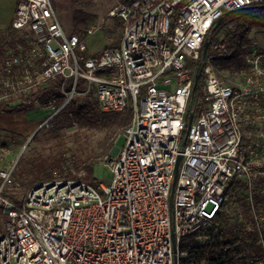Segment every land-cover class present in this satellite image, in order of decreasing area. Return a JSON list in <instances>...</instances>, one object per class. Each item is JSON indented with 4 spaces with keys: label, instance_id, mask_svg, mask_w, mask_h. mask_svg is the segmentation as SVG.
Returning <instances> with one entry per match:
<instances>
[{
    "label": "built area",
    "instance_id": "1",
    "mask_svg": "<svg viewBox=\"0 0 264 264\" xmlns=\"http://www.w3.org/2000/svg\"><path fill=\"white\" fill-rule=\"evenodd\" d=\"M262 1L116 0L107 16L121 23L118 47L91 52L86 38L102 23L79 36L64 29L51 0H16L11 28L24 33V43L4 49L0 100L40 105L30 94L61 79L63 96L50 94L43 105L46 124L82 79L101 111H130L131 119L113 137L123 145L103 158L111 166L108 184L55 172L28 188L20 204L3 194L17 186L16 161L0 147V211L7 217L0 264H180L183 238L214 224L233 187L264 229V208H255L264 196V50L256 40L246 44V66L232 84L215 72L213 55L201 56L218 19ZM169 71L179 77L172 93L158 88ZM197 73L207 103L200 111L193 103Z\"/></svg>",
    "mask_w": 264,
    "mask_h": 264
},
{
    "label": "trees",
    "instance_id": "2",
    "mask_svg": "<svg viewBox=\"0 0 264 264\" xmlns=\"http://www.w3.org/2000/svg\"><path fill=\"white\" fill-rule=\"evenodd\" d=\"M96 21V15L75 9L71 17L70 32L84 36L86 30ZM101 29L106 38L111 39L116 30H121V23L118 22L113 27L102 25ZM253 29H264V0L253 7L234 10L227 14L218 25L212 26L206 54L213 55L211 65L223 81L232 84L228 76L238 75L239 71L246 66L245 46L249 42V35ZM9 34L10 37L6 40L7 46L13 47L16 41L24 43V33L11 29ZM215 45L221 48H214ZM1 54H4V49ZM83 56L84 59L87 58L88 53L84 52ZM61 81L59 78L52 79L47 87L31 93L30 96H39L40 105H45L50 94L63 96L59 90ZM69 82L66 84V89L70 88ZM201 85L202 80L199 78L196 86H193V96L199 93ZM77 91L78 93L53 118L57 124L65 126L64 122L77 123L79 127L104 132L105 136L100 144L105 145L107 136L119 128H124L130 122V111H101L95 90L93 88L86 90L84 80L79 79ZM30 107L31 105L22 104L20 99L0 100V114L22 113ZM111 145L112 143L106 148L107 152ZM92 151L90 147V152ZM88 159L89 161L82 162L80 168L84 172V181L95 185L94 181L87 177L88 172L92 170L94 158ZM50 166H58L60 174L65 177L76 178L69 171L67 159L62 154H59V158L54 159ZM48 169L43 165L32 168L23 157H20L13 171L17 186L11 189L5 188L3 194L20 204L28 188L37 182L52 178L53 174ZM255 202H260L255 205L257 211L264 208V196L256 197ZM246 224H251L250 230L245 229ZM261 231L256 227L249 206L242 200L240 210L236 212L233 219H229L227 213L222 211L212 226L184 237L179 247L180 252L184 254H180L179 262L180 264H258L259 262L264 264V229ZM199 235L201 239H198Z\"/></svg>",
    "mask_w": 264,
    "mask_h": 264
},
{
    "label": "rangeland",
    "instance_id": "3",
    "mask_svg": "<svg viewBox=\"0 0 264 264\" xmlns=\"http://www.w3.org/2000/svg\"><path fill=\"white\" fill-rule=\"evenodd\" d=\"M51 2L62 26L67 32L71 29V17L75 9L96 15L97 21L94 25L102 23V25L113 27L120 22L118 19L107 16L108 11L116 4V0H51ZM119 37L120 30H116L115 35L111 39H108L102 29H100L86 38V44L89 51L98 52L106 47H118ZM188 62L190 64L189 67H191L193 65L192 60L188 59ZM237 79L238 75L228 76V80L232 83ZM178 84L179 77L176 71H169L165 78L158 80V88L164 90L166 93L174 92ZM193 103L197 104V111H200L202 107H207L201 89L194 96ZM43 108L45 109L41 111ZM18 114V118L28 125H33L35 122L40 124L34 130H30L26 136L18 137L17 135V137H14L16 138L14 142L8 141L6 143H0V147L8 151V161H16L17 164L18 159L23 157L32 168L43 165L47 169L49 167L48 170H51L53 176L57 172L61 177H65L60 174L58 166H50L53 160L59 158V154H62L67 159L69 171L76 178L84 181V172L80 166L83 161H89L88 158L91 157L94 158V161L92 170L88 172L87 177H90L94 181V186L99 183L108 184L110 182L112 178L111 166L106 164L103 158L105 156L112 157L117 152L116 147L123 145L124 139L120 137L115 144L111 145L110 150L108 152L106 151V148L112 143L115 134L121 131L122 128L117 129L114 133L107 136L104 145V143L100 144V141L105 136L104 132L79 127L77 123L67 124V122H64L66 124L64 126L57 124L53 119L44 124L50 112L43 105H35L33 107L31 105L27 111ZM8 137L11 138L12 135L9 134ZM90 147L93 150L92 152H90ZM242 200L245 201L242 190L233 187L231 199L224 208L229 219H233L236 212L240 210ZM6 219V215L0 211V227H2V231L4 232L3 225Z\"/></svg>",
    "mask_w": 264,
    "mask_h": 264
},
{
    "label": "crops",
    "instance_id": "4",
    "mask_svg": "<svg viewBox=\"0 0 264 264\" xmlns=\"http://www.w3.org/2000/svg\"><path fill=\"white\" fill-rule=\"evenodd\" d=\"M16 3V0H0V61L3 56L1 52L7 46L6 40L10 37L11 21L15 13ZM251 40H256L261 49L264 50V29H253L249 35V41ZM18 115V113L0 114V143L14 142L16 141L14 137L17 135L18 137L26 136L30 130H34L40 124L35 122L33 125H28L20 120ZM9 134L12 135L11 138L8 137Z\"/></svg>",
    "mask_w": 264,
    "mask_h": 264
},
{
    "label": "water",
    "instance_id": "5",
    "mask_svg": "<svg viewBox=\"0 0 264 264\" xmlns=\"http://www.w3.org/2000/svg\"><path fill=\"white\" fill-rule=\"evenodd\" d=\"M254 5H250V6H245V7H241L239 9H243V8H248V7H253ZM237 9V10H239ZM234 10H231V11H228L227 14L233 12ZM221 19H218L217 22H216V25H218L220 23ZM208 46H209V40L206 39L202 45V52H201V56L202 58H204L206 56V53H207V49H208ZM198 79H199V74L197 73L195 75V78H194V86H196L197 82H198ZM188 126H189V123H188ZM175 178H176V174L174 176V182H175ZM173 182V184H174Z\"/></svg>",
    "mask_w": 264,
    "mask_h": 264
}]
</instances>
